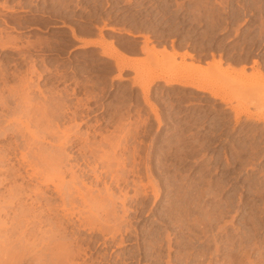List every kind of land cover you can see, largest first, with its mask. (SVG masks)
I'll use <instances>...</instances> for the list:
<instances>
[{
    "label": "rangeland",
    "instance_id": "rangeland-1",
    "mask_svg": "<svg viewBox=\"0 0 264 264\" xmlns=\"http://www.w3.org/2000/svg\"><path fill=\"white\" fill-rule=\"evenodd\" d=\"M146 37L175 58H149ZM85 38L111 41L138 70L82 48ZM187 59L212 64L207 84L230 106L164 82L144 96L146 73L188 75ZM262 81L264 0H0V264H264ZM30 103L52 110V129L35 126ZM53 128L75 143L61 151L73 167L64 191L22 159L59 152Z\"/></svg>",
    "mask_w": 264,
    "mask_h": 264
},
{
    "label": "bare ground",
    "instance_id": "bare-ground-1",
    "mask_svg": "<svg viewBox=\"0 0 264 264\" xmlns=\"http://www.w3.org/2000/svg\"><path fill=\"white\" fill-rule=\"evenodd\" d=\"M263 32V31H262ZM261 33V32H260ZM128 35H130V36H132L131 34H128ZM148 38L149 37H146L145 38V43H144V45H143V48H142V50H143V52L144 53H146L147 55L149 54L150 55V57L149 58H151V55L152 56H155V57H157V56H159V55H165V57H167V55H169V56H171V57H174L175 58V53L174 54H169V52H168V50H165V49H156V47H154V46H152V47H149V45H148V41L150 40H148ZM82 48H88V47H101L102 49H103V52H102V55L104 56V57H106V58H108V59H115L116 61H117V65H118V69H120V70H123V69H137L138 70V66H136V65H133L132 64V62H131V59H130V57L129 56H124V55H122L120 52H118L117 51V49H115L114 48V46H113V43L110 41L109 43L108 42H105V41H103V40H95V41H82ZM193 54H190V53H188V52H184V54H183V59H185L186 57H191ZM178 56V55H177ZM128 57V58H127ZM161 57V56H160ZM193 57V56H192ZM247 57V56H246ZM169 59H171L170 57H168ZM194 58V57H193ZM156 59H158V58H156ZM223 59V58H222ZM194 60V59H193ZM191 61V62H194V61ZM133 61V60H132ZM137 61V60H136ZM140 61V60H139ZM183 61V60H182ZM185 61V60H184ZM218 61V62H217ZM217 61H215V62H217L216 64H219L220 66L219 67H217L218 68V70L221 68V64H222V60L219 58ZM213 62V61H212ZM253 62H255V61H253ZM134 63V62H133ZM137 63V62H136ZM135 63V64H136ZM183 63V62H182ZM185 63V62H184ZM209 63V62H208ZM207 63V64H208ZM179 64V63H178ZM178 64H176V66L178 65ZM188 64H190V63H188ZM187 64V69H188V66H191L192 68H190L189 70H191L190 72H189V70H188V75H182L183 74V71L182 72H180V70L178 71L179 73H175L174 75H168L165 71H162V70H155V71H150V72H148V73H146L145 74V76L143 77V79H141V80H139L137 83H139V84H141V85H143L142 83H144V84H147V88H145V90H144V96L146 97V98H148V94H149V88H148V86H150L151 85V83H154V82H164L165 83V85L166 86H168V85H181V86H188V87H191V88H193V89H195V90H197V91H200V92H209V93H211L212 94V96L213 97H215L216 99H219L221 102H223V103H227L228 104V102H230L229 101V96L227 95V93H221V91L220 92H213V89L211 90V88L210 87H212L211 85L209 86L207 83H208V79L210 78L209 77V75H210V70L212 69V64L210 63V64H208L206 67H203V66H201V65H199V64H194V63H192V64H190V65H188ZM257 64V63H256ZM138 65V64H137ZM184 65V64H183ZM259 65V64H258ZM205 66V65H204ZM225 66V65H224ZM228 66V65H227ZM232 66V65H231ZM245 66V65H244ZM178 67V66H177ZM181 67H182V65H181ZM180 67V68H181ZM185 67H186V64H185ZM213 67H214V65H213ZM216 67H214V68H216ZM230 67V66H229ZM234 67V66H233ZM233 67H232V71H233ZM237 67V66H236ZM174 68V67H173ZM223 68V67H222ZM235 68V67H234ZM239 68V67H238ZM182 69V68H181ZM229 70H230V68H228ZM237 69V68H236ZM240 70L238 71L239 72V75L240 74H246L245 73V71H247V70H245V68L244 67H241V68H239ZM254 69H256V68H254ZM258 69V68H257ZM260 69V68H259ZM183 70H185L184 68H183ZM223 72H225L226 70H227V68L226 69H221ZM229 70H227V72H229ZM263 70V69H262ZM261 70V71H262ZM255 71V70H254ZM257 71V70H256ZM186 72V71H185ZM197 72H200V73H204L205 74V79H203V77H202V79L203 80H199V77H198V79L196 78L197 76H195V74L197 73ZM226 72V73H227ZM233 72H235V70L233 71ZM182 73V74H181ZM220 73H222V72H220ZM225 73V74H226ZM230 73V72H229ZM201 74V75H202ZM211 74H212V72H211ZM213 74H214V72H213ZM233 74H235V73H230V75H233ZM237 74V73H236ZM235 74V75H236ZM257 74V75H256ZM256 76H261L262 77V73L260 72V71H257L256 72ZM217 75V74H216ZM253 75V74H252ZM238 76V75H237ZM209 77V78H208ZM219 77H221V76H219ZM223 78H224V76H222ZM244 76H242V78H243ZM245 77H246V79H247V75H245ZM254 78H255V76H253ZM251 78H252V76H251ZM254 78L252 79V80H254ZM228 79V78H227ZM239 79H241L240 77H239ZM245 79V78H244ZM243 79V80H244ZM262 79V78H261ZM221 80V79H220ZM226 80V79H225ZM227 82V81H226ZM225 82V83H226ZM254 82V81H253ZM263 82V81H262ZM261 82V83H262ZM222 83V82H221ZM224 83V82H223ZM255 83V82H254ZM259 82H257V84H258ZM264 83V82H263ZM262 83V84H263ZM264 85V84H263ZM144 86V85H143ZM32 87L31 86H28L27 87V89H26V91L24 92V93H22L21 95H20V97H19V99L20 100H22L23 102L26 100V99H28V97H29V95H30V91H32V89H31ZM35 88V87H34ZM219 89H221V88H219ZM224 89H226V88H224ZM221 90H223V87H222V89ZM40 91V94L41 95H43V92L41 91V90H39ZM225 91V90H224ZM14 94V93H13ZM51 98V97H50ZM3 100V99H2ZM148 100V99H147ZM231 100V99H230ZM22 101H20V102H22ZM29 101V100H28ZM22 102V103H23ZM32 102V101H31ZM21 103V104H22ZM25 103H23V105H24ZM57 104V103H56ZM1 105H3V104H1ZM43 106V105H42ZM42 106H40V105H34V104H32V103H30V104H28V106H26L27 107V109H26V111H27V113L28 114H35L33 111H38V113L40 114V117H39V115H38V117H39V119H37V122L35 121V118L33 119L35 122L34 123H37V125L35 124V126H37L38 128L40 127V126H42V125H44L43 123L51 116H49V114L48 113H51V109H50V111H49V109H48V111H47V108H45L44 106L42 107ZM4 107V106H3ZM4 109V108H3ZM23 109V108H22ZM36 109V110H35ZM24 113H25V111H23ZM71 112V111H70ZM55 113V112H54ZM57 114V113H56ZM56 114H54V115H56ZM37 115V114H36ZM30 116V115H29ZM34 116V115H33ZM32 116V117H33ZM57 116V115H56ZM36 118H37V116H35ZM59 117V116H58ZM60 118H62V117H60ZM30 120V119H29ZM259 120H262V121H264V119H259ZM49 121V120H48ZM47 122V121H46ZM50 122H51V120H50ZM50 122H49V124H50ZM34 125V124H33ZM32 126V125H31ZM44 126H47V125H44ZM49 126V125H48ZM48 126H47V128H48ZM51 126V125H50ZM49 126V128H51ZM29 127H30V123H29ZM33 128H34V126H33ZM42 128V127H41ZM58 128V127H57ZM52 129V128H51ZM68 130L70 129V128H67ZM35 130V129H34ZM41 130H45V128L44 129H41ZM53 130H54V128H53ZM53 130H51L50 132H49V134L50 133H52L54 136H56L57 137V139L54 141V143L56 144V146H58L59 147V152H56V151H54L53 152V154H48L47 152H44L45 150V148H43L42 150H44V151H42V150H38V151H35V153H34V150L35 149H33V156H32V158H31V160H28L27 159V157H23L22 159H25V161L28 163V165L30 166V165H35V167H36V165H39V166H41V167H43V171L41 172V171H39V174L42 176L43 174H47L49 171H51V172H53L54 174H56V179H57V181L56 182H53V183H51V185H53V187H54V189L55 190H61V191H64V190H62L61 188H63V187H61V186H63L65 183V181H64V179H65V176H66V173L68 172H70L71 171V173H72V169H73V167L72 166H70L71 167V169L69 168V169H66V168H68L69 166H67L66 165V168L64 169V166H63V164L64 163H62L63 161H62V159H63V157H61V154H62V152L61 151H66L65 150V148H67L68 146H70V147H74V145H75V143L72 141V139H71V135L67 132V131H62L61 132V134H59L58 135V133H57V131H53ZM56 130H58V129H56ZM71 130H72V127H71ZM26 131L28 132L26 135V137H29L28 135L30 134V136L33 138L34 136H35V131H32L30 128H27L26 129ZM26 131H24V134H25V132ZM35 132V133H34ZM41 132V131H40ZM39 132V133H40ZM42 132H44V131H42ZM21 133V132H20ZM21 134H23V131H22V133ZM23 134V135H24ZM45 134V133H44ZM48 134V133H47ZM40 135V134H39ZM38 135V136H39ZM11 136V135H10ZM25 136V135H24ZM23 137V136H22ZM31 137H29V141H30V139H31ZM25 138V137H24ZM35 138H36V136H35ZM41 138V137H40ZM39 138V140H41ZM43 138V137H42ZM45 138H47V137H45ZM50 138H51V136H50ZM48 139V138H47ZM79 139V138H78ZM26 140H27V138H26ZM24 141V143H26V142H28V141ZM38 140V141H39ZM35 141H36V139H35ZM32 142L33 143H28V147L30 148V147H32L33 146V144L35 143L33 140H32ZM41 142V141H40ZM39 142V143H40ZM16 143V142H15ZM38 143V147H39V144ZM47 142H45V144H46ZM17 144V143H16ZM15 144V145H16ZM36 144V143H35ZM18 145V144H17ZM42 145V144H41ZM49 145V144H48ZM23 146V145H22ZM44 146V144L42 145V147ZM20 147V146H19ZM18 147V148H19ZM34 147V146H33ZM45 147V146H44ZM47 147V146H46ZM17 148V147H16ZM37 148V147H36ZM52 148V147H51ZM57 148V147H56ZM56 148H54V150H56ZM39 149V148H38ZM49 149V148H48ZM47 149V150H48ZM68 149V148H67ZM32 150V149H31ZM37 150V149H36ZM46 150V151H47ZM50 150V149H49ZM52 150V149H51ZM22 152V151H21ZM30 152V151H29ZM51 152V151H50ZM49 152V153H50ZM8 153V152H7ZM27 153H28V151H27ZM2 156V155H1ZM23 156V155H22ZM21 156V157H22ZM25 156H26V154H25ZM68 158H70V157H68ZM66 159V158H65ZM7 160V159H6ZM21 161H23V160H21ZM12 167V166H11ZM24 167V166H23ZM32 167V166H31ZM30 167V169H32ZM41 167H39V168H41ZM78 167V166H77ZM27 168V167H26ZM33 169H35L34 167H33ZM93 169V168H92ZM37 170H38V168H37ZM29 172V171H28ZM41 172V173H40ZM75 172V171H74ZM73 172V173H74ZM32 173V172H31ZM30 172H29V174H31ZM38 173V172H37ZM50 173V172H49ZM71 173H70V175H71ZM76 173V172H75ZM21 175V174H20ZM28 175V174H27ZM36 175V174H35ZM40 175H38V176H40ZM68 175V174H67ZM77 175V174H76ZM76 175H75V179H76ZM30 177H31V175H29ZM28 176V177H29ZM37 176V175H36ZM80 176V175H79ZM83 176V175H82ZM22 177H24V176H22ZM78 177V176H77ZM71 178V177H70ZM72 178H73V176H72ZM71 178V179H72ZM98 179V178H97ZM79 180V179H78ZM30 181V180H29ZM72 181H74L73 179H72ZM1 182H2V180H1ZM4 182H5V179H4ZM40 182V181H39ZM71 182V181H70ZM3 183V182H2ZM62 183H64V184H62ZM75 183V182H74ZM1 184V183H0ZM4 184V183H3ZM38 184V183H37ZM43 184V183H42ZM67 184L69 185V183L67 182ZM41 185V184H40ZM67 185V186H68ZM71 185V184H70ZM77 185V184H76ZM10 186V185H9ZM20 186V185H19ZM19 186H17L18 188H19ZM46 186V185H45ZM49 186V185H48ZM66 186V187H67ZM72 186V185H71ZM14 187V186H13ZM24 187V186H23ZM37 187V186H36ZM41 187V186H40ZM60 187V188H59ZM70 187V186H69ZM68 187V189H70ZM75 187V186H74ZM11 188V187H10ZM15 188V187H14ZM49 188V187H48ZM47 188V189H48ZM20 189H21V186H20ZM19 189V190H20ZM25 189V188H24ZM37 189V188H36ZM35 189V190H36ZM46 189V190H47ZM53 189V190H54ZM74 189V188H73ZM76 189V188H75ZM74 189V190H75ZM19 190H17V191H19ZM27 190V189H26ZM14 191V190H13ZM41 191V190H40ZM43 191V190H42ZM69 191V190H68ZM86 191V190H85ZM22 192V191H21ZM55 192V191H54ZM66 192V191H65ZM65 192H62V193H65ZM70 192H72V191H70ZM73 192H75V191H73ZM80 192H81V190H80ZM87 192V191H86ZM12 193H14V192H12ZM11 193V190H10V194H12ZM27 192L25 191V193H24V191H23V194H26ZM31 193V192H30ZM33 193H35L34 191H33ZM57 193V192H56ZM67 193V192H66ZM69 193V192H68ZM88 193H91V192H88ZM17 194H19L18 192H17ZM39 194V193H38ZM41 194V193H40ZM73 194V193H72ZM75 194V193H74ZM73 194V195H74ZM78 194V193H77ZM76 194V195H77ZM31 195V194H30ZM43 195V194H42ZM59 195V194H58ZM64 195H67V194H62V198L61 199H64ZM69 195V194H68ZM70 195H71V193H70ZM70 195L68 196V198L70 197ZM73 195H71V196H73ZM84 195H88V194H85L84 193ZM90 195V194H89ZM12 196H14V194L12 195ZM22 196V195H21ZM24 196V195H23ZM75 196V195H74ZM81 196V195H80ZM83 196V195H82ZM91 196V195H90ZM109 196H110V194H109ZM32 197V196H31ZM37 197V196H36ZM84 197H86V196H84ZM4 198V197H3ZM2 198V199H3ZM39 198V197H38ZM43 198V197H42ZM47 198V197H46ZM89 197L87 196V199H88ZM92 198H93V196H92ZM95 198H97V197H95ZM1 199V200H2ZM41 199V198H40ZM67 199V198H66ZM65 199V200H66ZM69 199H71V198H69ZM75 199V198H74ZM81 199V198H80ZM91 198H89V200H90ZM94 199V198H93ZM37 200V199H36ZM45 200V199H44ZM65 200H63V203L65 204ZM73 200V198L70 200V201H72ZM20 202H21V200H19ZM41 201V200H40ZM75 201V200H74ZM88 201V200H87ZM90 201H92V200H90ZM89 201V202H90ZM2 202H3V200H2ZM4 202H5V200H4ZM38 202V201H37ZM68 202V201H67ZM76 202V201H75ZM99 202V201H98ZM36 203V202H35ZM70 203H72V202H70ZM96 203V202H95ZM93 204V203H92ZM3 205V204H2ZM34 205V204H33ZM67 205V204H66ZM95 205V204H94ZM98 205V204H97ZM96 205V206H97ZM68 206V205H67ZM3 207V206H2ZM34 207V206H33ZM72 207H73V204H72ZM67 208V207H66ZM1 209H4V208H1ZM29 209V208H28ZM33 209V208H32ZM65 209V208H64ZM5 210H7V209H5ZM4 210V211H5ZM52 210V209H51ZM51 210L49 211V212H51ZM0 211H3V210H0ZM3 211V212H4ZM24 211H26V210H24ZM24 211H23V213H24ZM30 212V211H29ZM36 212V211H35ZM67 212V211H66ZM8 213V212H7ZM31 213H33L32 212V210H31ZM41 213H43V212H41ZM63 213V212H62ZM18 214V213H17ZM30 214V213H29ZM35 214V213H34ZM37 214H39V213H37ZM20 215V214H19ZM2 216V215H1ZM31 216H33V214L31 215ZM35 216V215H34ZM33 216V217H34ZM39 216V215H38ZM13 217V216H12ZM25 217V216H24ZM40 217V216H39ZM14 218V217H13ZM12 218V219H13ZM18 218V217H17ZM21 218V217H20ZM23 218V217H22ZM30 218V217H29ZM29 218L26 220V218H25V220L28 222L29 221ZM38 218V217H37ZM30 219H32V218H30ZM14 220H15V218H14ZM17 220V219H16ZM20 220V219H19ZM23 220V219H22ZM33 221H34V218L32 219ZM36 220V219H35ZM41 221L40 219H37V221ZM1 221V220H0ZM18 221V220H17ZM24 221V220H23ZM32 221V222H33ZM9 222H11V218H10V221ZM15 222V221H14ZM26 222V224H28ZM6 223H8V222H6ZM16 224H17V222H15ZM33 223H35V221L33 222ZM38 223H41V222H38ZM38 223H36V224H38ZM2 224H5V222H3ZM15 224V225H16ZM23 224V223H22ZM35 224V225H36ZM7 225V224H6ZM10 225V224H9ZM14 225V224H13ZM14 225V226H15ZM40 225V224H39ZM41 225H42V223H41ZM41 225L39 226V230H40V228H41ZM18 226V225H17ZM25 226V225H24ZM43 226V225H42ZM51 226V225H50ZM12 227V226H11ZM20 227V226H19ZM26 228H27V226H25ZM13 228V227H12ZM10 229V231L11 230H13V229ZM15 228V227H14ZM21 228V227H20ZM31 228V227H30ZM37 229H38V227H36ZM43 228V227H42ZM63 229V228H62ZM2 230V228L0 229V231ZM7 230V229H6ZM17 230V232H19V230L18 229H16ZM22 230L23 229H21V232H22ZM25 230H27V229H25ZM4 231H5V229H4ZM29 231V230H28ZM27 231V232H28ZM32 231V230H31ZM62 231V230H61ZM2 233H3V230L1 231ZM0 232V233H1ZM16 232V231H15ZM21 232L19 233V234H21ZM42 232H43V230H42ZM45 232V231H44ZM44 232H43V234H44ZM6 233V232H5ZM4 233V234H5ZM9 233V232H8ZM12 233V232H11ZM11 233H9V234H11ZM35 233H38L37 231L35 232ZM4 234H2V235H4ZM8 234V235H9ZM14 234V233H13ZM28 234V233H27ZM31 234H32V232H31ZM42 234V233H41ZM6 235V234H5ZM4 235V236H5ZM8 235H6V236H8ZM9 236H11V235H9ZM24 236H25V234H24ZM52 236V235H51ZM6 238V237H5ZM8 238V237H7ZM11 238V237H10ZM9 238V239H10ZM33 238H35L34 236H33ZM41 238V237H40ZM9 239H8V241H9ZM16 239H18L17 237H16ZM15 239V240H16ZM27 239V238H26ZM50 239V238H49ZM5 241H7V239L5 240ZM7 241V242H8ZM14 241V240H13ZM50 241V240H49ZM58 241V240H57ZM20 242V241H19ZM5 243V242H4ZM13 243V242H12ZM18 243V242H17ZM47 243L49 244V242L47 241ZM54 243V242H53ZM60 243H62V242H60ZM1 244V243H0ZM52 244V243H51ZM50 244V246H54V244H52L51 245ZM47 245V244H46ZM8 246V245H7ZM23 246V245H22ZM25 246V245H24ZM29 246V245H28ZM33 246V245H32ZM45 246V245H44ZM61 246V245H60ZM63 246H64V244H63ZM3 247V246H2ZM27 247V246H26ZM31 247V246H30ZM34 247V246H33ZM47 248L49 247V246H46ZM5 248V247H4ZM3 248V249H4ZM12 248V247H11ZM23 248V247H22ZM66 248V247H65ZM1 249V248H0ZM2 249V250H3ZM6 249H8V248H6ZM6 249H4V250H6ZM10 249V248H9ZM8 249V250H9ZM20 249V248H19ZM26 249V248H25ZM49 249H50V247H49ZM53 249V248H52ZM62 248H60V250H61ZM1 250V251H2ZM32 250V249H31ZM66 250V249H65ZM7 251V250H6ZM27 251V250H26ZM70 251V250H69ZM5 252V251H4ZM66 252V251H65ZM6 253V252H5ZM7 253H8V251H7ZM17 253V252H16ZM43 253V252H42ZM54 253V252H53ZM62 253V252H61ZM67 253V252H66ZM11 255V254H10ZM60 255V254H59ZM64 255V254H63ZM71 255V254H70ZM31 256V255H30ZM9 257V256H8ZM3 258V257H2ZM64 258H67V257H64ZM69 258V257H68ZM52 262V261H51Z\"/></svg>",
    "mask_w": 264,
    "mask_h": 264
},
{
    "label": "crops",
    "instance_id": "crops-1",
    "mask_svg": "<svg viewBox=\"0 0 264 264\" xmlns=\"http://www.w3.org/2000/svg\"><path fill=\"white\" fill-rule=\"evenodd\" d=\"M85 40H86V41H90V40H91V41H92V40L95 41V40H99V38H85ZM211 61H212V60H211ZM187 63H192V62H191V60L187 59ZM195 64H197V63H195ZM200 65L203 66V67H206V66H207L206 64H200ZM204 65H205V66H204ZM248 72H251V70H249ZM225 104H226L227 106H230L229 103H228V104L225 103ZM232 106H234V103H232Z\"/></svg>",
    "mask_w": 264,
    "mask_h": 264
}]
</instances>
